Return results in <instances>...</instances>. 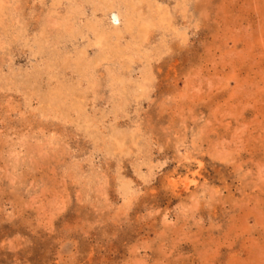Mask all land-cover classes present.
I'll return each instance as SVG.
<instances>
[{
    "label": "rangeland",
    "instance_id": "374dc122",
    "mask_svg": "<svg viewBox=\"0 0 264 264\" xmlns=\"http://www.w3.org/2000/svg\"><path fill=\"white\" fill-rule=\"evenodd\" d=\"M0 264H264V0H0Z\"/></svg>",
    "mask_w": 264,
    "mask_h": 264
},
{
    "label": "bare ground",
    "instance_id": "6f19581e",
    "mask_svg": "<svg viewBox=\"0 0 264 264\" xmlns=\"http://www.w3.org/2000/svg\"><path fill=\"white\" fill-rule=\"evenodd\" d=\"M114 26L117 27L120 24V19L117 15L113 16Z\"/></svg>",
    "mask_w": 264,
    "mask_h": 264
}]
</instances>
